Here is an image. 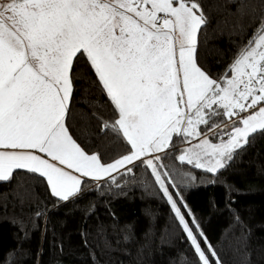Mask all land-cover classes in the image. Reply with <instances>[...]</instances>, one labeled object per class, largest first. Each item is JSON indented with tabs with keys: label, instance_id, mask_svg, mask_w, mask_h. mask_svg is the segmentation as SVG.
Instances as JSON below:
<instances>
[{
	"label": "snow or ice",
	"instance_id": "obj_1",
	"mask_svg": "<svg viewBox=\"0 0 264 264\" xmlns=\"http://www.w3.org/2000/svg\"><path fill=\"white\" fill-rule=\"evenodd\" d=\"M199 7L185 0H0V181L14 170L38 174L54 197L68 201L82 178L131 173L138 162L151 170L200 264H210L165 180L191 174L174 165L162 171L169 169L163 160L217 173L264 132V36L214 78L197 63L206 23ZM80 57L112 109L103 130L126 152L111 163L89 155L65 123ZM84 102L95 111L98 102ZM225 116L231 125L220 129L217 118ZM177 142L189 146L172 157Z\"/></svg>",
	"mask_w": 264,
	"mask_h": 264
},
{
	"label": "trees",
	"instance_id": "obj_2",
	"mask_svg": "<svg viewBox=\"0 0 264 264\" xmlns=\"http://www.w3.org/2000/svg\"><path fill=\"white\" fill-rule=\"evenodd\" d=\"M185 2L198 3L197 13L206 21L198 33V66L221 78L264 29V0ZM74 63L75 102L66 126L88 154L112 162L126 152L103 130L114 119L108 98L92 85L95 74L85 58ZM84 100L98 102L95 111ZM217 122L220 129L231 125L226 116ZM185 147L177 142L172 157ZM163 163L169 169L162 171L174 165L191 174L192 179L165 180L210 264L216 260L199 232L221 264H264V132L253 134L217 173L175 158ZM82 181L79 194L68 201L54 197L38 174L14 170L9 181H0V264H200L150 169L137 162L131 173L122 169Z\"/></svg>",
	"mask_w": 264,
	"mask_h": 264
},
{
	"label": "rangeland",
	"instance_id": "obj_3",
	"mask_svg": "<svg viewBox=\"0 0 264 264\" xmlns=\"http://www.w3.org/2000/svg\"><path fill=\"white\" fill-rule=\"evenodd\" d=\"M197 15H198V13H197ZM261 36H264V29L263 30H261V32L254 38V40H253V43L251 44V46L248 48V49H246V50H243V51H241L239 54H238V56L240 55V54H242L244 51H247V50H250L251 48H254L255 46H256V42L257 41H259V39H260V37ZM238 56L236 57V58H238ZM234 62V61H233ZM230 120V119H229ZM231 121V120H230ZM196 141H193V143H195ZM187 146H189V145H187ZM186 148V147H185ZM120 158V157H119ZM128 166V165H127ZM126 166V167H127ZM122 169H124V168H122ZM122 169H120V170H122ZM120 170H118V171H120ZM118 171H116V172H118Z\"/></svg>",
	"mask_w": 264,
	"mask_h": 264
},
{
	"label": "crops",
	"instance_id": "obj_4",
	"mask_svg": "<svg viewBox=\"0 0 264 264\" xmlns=\"http://www.w3.org/2000/svg\"><path fill=\"white\" fill-rule=\"evenodd\" d=\"M228 120H229V118H228ZM227 122H229V121H227ZM225 139H227V137H225ZM90 155V154H89ZM113 162V161H112ZM109 163H111V162H109ZM115 173V172H114ZM114 173H112V174H114ZM111 174V175H112ZM77 175H79V174H77ZM108 177V176H107ZM82 179H89V180H91V181H99V180H94V179H91V178H88V177H84V178H82Z\"/></svg>",
	"mask_w": 264,
	"mask_h": 264
}]
</instances>
